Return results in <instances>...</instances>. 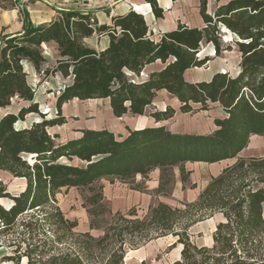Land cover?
<instances>
[{
  "label": "trees",
  "instance_id": "trees-1",
  "mask_svg": "<svg viewBox=\"0 0 264 264\" xmlns=\"http://www.w3.org/2000/svg\"><path fill=\"white\" fill-rule=\"evenodd\" d=\"M144 1L155 19L163 17L156 0ZM3 2L14 6L12 0ZM206 4L199 0L203 28L178 26L157 40L133 11L111 18L108 25H99L91 14L58 11L50 23L33 26L24 13L21 32L0 37V109L13 100L26 104L0 119V172L25 181L17 196L0 181V199L11 203L8 209L0 205V249L6 252L0 264H126L128 252L166 237L173 239L169 251L181 246L180 259L172 264H264V158L238 157L251 136L264 139V0H229L212 16ZM222 27L234 36L238 75L217 73L209 82L187 83V70L210 61L200 56L203 45H211L215 57L232 51L222 44ZM93 35L107 37L108 47L100 52L87 48L83 41ZM50 44L58 59L48 67L42 48ZM155 62L164 67L145 82L128 76L140 78ZM25 65L44 80L56 75L71 79L56 97L55 117L47 120L33 103L35 90ZM160 91L179 102L181 114L209 111L217 104L226 118L215 120L216 130L208 135L173 134L164 126L127 129L126 137L81 130L78 138L58 143L59 137L48 133L65 124L61 108L72 100H108L112 116L120 119L143 116ZM29 115L40 121L16 128ZM174 115L167 107L149 116L158 124ZM226 160L234 163L212 178L195 202L181 208L158 204L143 218L133 210L114 214L97 237L77 231V223L66 218L55 199L62 189L147 179L156 169L162 191L174 167L185 181L186 163ZM100 200L95 195L90 202ZM215 214L224 221L215 228L213 246L197 248L189 229Z\"/></svg>",
  "mask_w": 264,
  "mask_h": 264
},
{
  "label": "crops",
  "instance_id": "crops-1",
  "mask_svg": "<svg viewBox=\"0 0 264 264\" xmlns=\"http://www.w3.org/2000/svg\"><path fill=\"white\" fill-rule=\"evenodd\" d=\"M228 1L229 0H219V2L217 3L214 0H207L206 13L212 16L218 6L224 5ZM12 2L14 3L15 10H12L10 12H3V14L0 15V37L10 36L18 32H21L24 13H27L26 20L28 22H30L33 26H38L42 24H48L51 21H53L56 18V13L58 11H77L85 14H91L97 20L99 25H108L110 24L111 18L124 16L129 12L133 11L140 14L143 17L144 22L148 28V33L149 35H151V38L154 40H157L164 33L176 30L178 26H184L187 28H197V29H201L204 27L203 20L199 13V0H156L158 7L161 10H163V17L161 19H155L151 11L150 5L147 4L144 0H12ZM227 33L233 36L228 31ZM83 42L87 48L94 50L96 52L105 50L109 45V40L105 36L93 35L92 37L85 39ZM46 46H51L53 53L56 56L55 58L56 61L58 59V52L56 46L53 44L44 45L42 50H44ZM233 49L235 50L234 47H232V50ZM212 50L214 52L213 47ZM223 53H228V52L225 51L222 52L221 54ZM207 57L210 58V61L207 63L206 66L202 68L206 69L207 67H209V71L207 72L205 71L204 73V71H200V69L202 68L187 70L184 73V80L187 83L195 84L200 82H209L213 77V75L217 73H228L232 77L238 75L240 71L239 69L240 58L238 59V66H237L238 68L236 73L234 75H231L225 63L224 64L223 63L220 64L217 62L215 63L212 57L210 56ZM215 58L216 60L220 61L221 55L219 56V58L218 57ZM163 67L164 66L160 62H155L153 64L146 66L143 69L140 78H134L130 74H128V76L134 82L137 83L145 82L150 74L159 72L160 70L163 69ZM25 70L27 74H28V70H30L33 74H35L33 68L30 65H25ZM55 77L63 82L64 84L63 88L71 83V79L69 78L63 79L61 78L60 75H56ZM62 89H60L57 92V94H55L54 96V107H55L56 97L60 94V91ZM168 97H170V100H168ZM156 98H158L159 102H155ZM95 101L105 102V105L107 107L106 110L107 117L109 119L107 122L108 126L105 127L104 123L101 121L96 123L85 124V126L83 127L76 128L75 133L72 136H70L67 140L78 138L80 136L78 131L81 130H92V131L107 130L112 134H114L116 137H126L128 134L127 129H129L130 131H137L150 127H158V126L165 127L170 121L176 119L177 116L176 111L177 110L179 111V107H180L179 102L175 98L167 94L165 91H160L156 93L155 98L151 103V106L146 108L145 114L143 116L133 117L127 114L120 119H116L111 114L108 100H88L83 102L78 100H72L67 104L63 105L61 108V115L65 118V124L63 126L67 124L68 116H73L70 113L71 106H77V105L82 106V104H93V102ZM163 101H168V105L163 104ZM33 103L38 104L35 101V96ZM25 105L26 104L21 103V106H25ZM167 107H170L175 111L174 117L171 118L170 120L155 124L154 120L149 115L146 116V113L150 110H152V113L163 112ZM212 108L216 109L217 115L209 120V122L206 124L204 131L202 132L186 131L184 133L171 132V131L170 132L179 135L211 134L216 130L214 121L222 120L226 118V114L217 104L211 105L210 110L205 111L203 113L205 114L211 113ZM3 110L4 109H0V111ZM9 113L12 112L4 111L2 114H0V119ZM180 115L184 116L190 114L180 113ZM46 119L48 120L51 118L46 117ZM238 157L243 159L264 158V139L259 136H251L249 138L247 147L241 151ZM233 163L234 160H226L214 164L186 163L183 167L184 171L187 173V177L185 181H182L181 179L180 168L174 167L169 171L168 182L167 184H165L164 189L162 191L161 190L159 191L161 173L159 170L156 169L148 175L147 179H143L140 176H136L133 180L129 181V182H133V181L135 182L136 185L133 186L134 189H127L125 191L122 190L121 188L114 189L112 186H110L111 183H109V185L107 186L102 185L101 190H103V195L102 193L101 195L103 196V201H106L107 199H111L110 201L113 207L116 205H120L121 207L124 208L123 211L117 210L114 214L117 213L125 214L133 210L131 208L134 207L137 209L135 210L137 217L141 218L138 216V211L143 213L141 215L146 216L149 210L154 208L158 204H165L172 208H179L182 207L183 204H190L195 202L198 196L200 195V193L209 184L211 179L218 176L223 169L232 165ZM0 176H1L0 181L6 187L7 193H9L11 196H15V195L12 194L13 190L8 187V183L5 182L4 177H9L10 180H13L17 182V184H19L21 188L17 192V194L24 191L25 189L24 180L15 179L5 172H0ZM127 183H122V184L124 185ZM167 185L170 186V188L169 191L165 192V187ZM10 206L11 203L9 202V205H7V207L9 208ZM263 209H264V204L262 205V214L264 218ZM214 218L216 219V222L213 223V228L211 230L209 239H207L205 243L201 245L194 243L193 239L190 236L191 230L197 225L204 224L206 221H210ZM223 221H224L223 217L220 214H215L210 219H207L203 222L197 223L194 226H192L188 231L191 243L197 248H211L213 246L212 235L215 231V228L219 223H222ZM176 248H178L179 258H177V260H175L174 262L180 259L181 246H177Z\"/></svg>",
  "mask_w": 264,
  "mask_h": 264
},
{
  "label": "rangeland",
  "instance_id": "rangeland-1",
  "mask_svg": "<svg viewBox=\"0 0 264 264\" xmlns=\"http://www.w3.org/2000/svg\"><path fill=\"white\" fill-rule=\"evenodd\" d=\"M4 8V9H3ZM15 10V7H11L7 3L0 0V15L3 12H10ZM222 35V44L224 46L231 45L234 47L233 41L234 37L227 33L226 30L221 32ZM235 48V47H234ZM43 55L47 60L46 66L51 67L55 61V54L51 46H46L43 50ZM201 57L210 56L213 58L215 63H225L229 69L231 75H234L237 71L238 59L239 55L237 54L236 49L232 50L228 53L221 54V60H216L214 57V52L212 47L209 45H203L201 47ZM219 58V57H218ZM200 71H209V67L202 68ZM203 73V72H202ZM201 75V74H200ZM28 83L35 90V101L40 106V112L44 114L47 118L55 117V107H54V96L57 92L63 88L64 84L60 79L56 77L49 78L44 80L42 77H38L33 74L30 70H28ZM170 100V97H168ZM155 102H159L158 98H156ZM170 103V102H169ZM163 104L168 105V101H163ZM161 104V105H163ZM21 103L17 100H13L9 107L0 111L2 114L4 111L16 112L19 109ZM155 108V107H154ZM71 114L73 116H68L67 124L63 127H55L48 131L51 136L57 135L59 138L57 140L58 143H62V141L67 140L70 136L75 133V129L78 127H83L88 123H96L103 122L104 126H108V117H107V107L105 102H99L97 104H82V106H71L70 108ZM211 113H203L199 112L193 115H184L181 116L180 112L177 110L176 119L170 121L165 127L167 130L171 132H180L184 133L186 131H204L206 124L212 117L217 115L216 109L212 108ZM152 114V110L146 113V116ZM40 121L39 117L36 115H29L26 117L25 122L19 123V128L29 127L31 123ZM72 164L81 165V163L74 161ZM1 177V176H0ZM5 182L8 183V187L13 190L15 196H17V192L20 190L19 184L17 182L10 180L9 177H4ZM108 180H100L96 182L90 189H62L59 193L56 194L55 199L58 208L63 212V214L71 221H75L77 223V231L82 233H90L92 236H100L102 234L103 229L110 222L111 217L114 213L118 211H123V207L120 205L112 206L111 199H107L103 201V190L102 185H109ZM135 182H129L127 184H122L120 182H113L110 186L114 189L121 188L122 190L134 189ZM170 186L165 187V192L169 191ZM102 193V195H101ZM101 196V200L97 202V204H92L90 201L93 196ZM0 205L7 208L9 205L8 200H2ZM181 208V207H179ZM134 211L136 208H131ZM264 212V209H263ZM143 213L138 211V216L143 217L141 215ZM216 222V219H212L210 221H206L204 224L197 225L194 227L190 236L193 239L194 243L199 245L205 243L211 234V230L213 228V223ZM173 243V239L170 237L161 238L158 240H154L142 248L136 251H130L126 254L125 263L126 264H140L141 262H145L146 264H172L177 258L178 248L169 251L168 247ZM5 250L0 249V257L5 254Z\"/></svg>",
  "mask_w": 264,
  "mask_h": 264
},
{
  "label": "bare ground",
  "instance_id": "bare-ground-1",
  "mask_svg": "<svg viewBox=\"0 0 264 264\" xmlns=\"http://www.w3.org/2000/svg\"><path fill=\"white\" fill-rule=\"evenodd\" d=\"M97 103H99V102H97V101H95V102H93V104H97ZM19 126V124H16V127H18ZM0 202H2V200L0 199ZM8 208V207H7ZM6 208V209H7Z\"/></svg>",
  "mask_w": 264,
  "mask_h": 264
},
{
  "label": "water",
  "instance_id": "water-1",
  "mask_svg": "<svg viewBox=\"0 0 264 264\" xmlns=\"http://www.w3.org/2000/svg\"><path fill=\"white\" fill-rule=\"evenodd\" d=\"M223 30H226V29L222 27V28H221V32H223ZM33 123H35V121H34ZM33 123H31V125H32ZM16 128L19 129V127H16Z\"/></svg>",
  "mask_w": 264,
  "mask_h": 264
}]
</instances>
